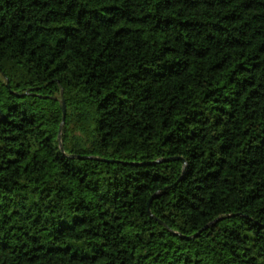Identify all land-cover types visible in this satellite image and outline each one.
I'll return each mask as SVG.
<instances>
[{
	"label": "trees",
	"instance_id": "obj_1",
	"mask_svg": "<svg viewBox=\"0 0 264 264\" xmlns=\"http://www.w3.org/2000/svg\"><path fill=\"white\" fill-rule=\"evenodd\" d=\"M0 264H264V0H0Z\"/></svg>",
	"mask_w": 264,
	"mask_h": 264
},
{
	"label": "water",
	"instance_id": "obj_2",
	"mask_svg": "<svg viewBox=\"0 0 264 264\" xmlns=\"http://www.w3.org/2000/svg\"><path fill=\"white\" fill-rule=\"evenodd\" d=\"M61 107H62V112H63V116H62V121H61V124H60V127H59V131L61 130V126H62V124H63V120H64V114H65V105H64V101H63V99L61 98ZM61 148H62V146H61ZM71 157H73L74 155H70ZM175 157H172V158H162V159H159V160H157V161H166V160H170V159H174ZM100 159H104V158H100ZM155 196V194L152 196V197H154Z\"/></svg>",
	"mask_w": 264,
	"mask_h": 264
}]
</instances>
